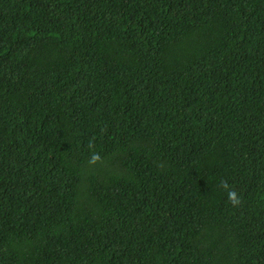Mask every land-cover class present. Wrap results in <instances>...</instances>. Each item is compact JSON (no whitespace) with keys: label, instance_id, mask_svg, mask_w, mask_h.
I'll list each match as a JSON object with an SVG mask.
<instances>
[{"label":"trees","instance_id":"obj_1","mask_svg":"<svg viewBox=\"0 0 264 264\" xmlns=\"http://www.w3.org/2000/svg\"><path fill=\"white\" fill-rule=\"evenodd\" d=\"M0 264H264V0H0Z\"/></svg>","mask_w":264,"mask_h":264},{"label":"clouds","instance_id":"obj_2","mask_svg":"<svg viewBox=\"0 0 264 264\" xmlns=\"http://www.w3.org/2000/svg\"><path fill=\"white\" fill-rule=\"evenodd\" d=\"M100 159L99 155L98 154H95L93 153L90 160H89V163L90 164H94L96 163L98 160ZM222 186L225 187V188H228V184L226 181H222ZM228 199H229V202L232 204L233 207H236L238 206L240 203H241V198L237 195V193L235 192V190H230L228 192Z\"/></svg>","mask_w":264,"mask_h":264}]
</instances>
